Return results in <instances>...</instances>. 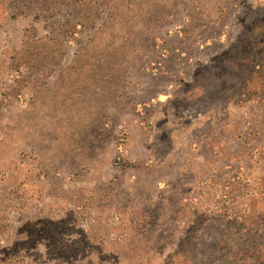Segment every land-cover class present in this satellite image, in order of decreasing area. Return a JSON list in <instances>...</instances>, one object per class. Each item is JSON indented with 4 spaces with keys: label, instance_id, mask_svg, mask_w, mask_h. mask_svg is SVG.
<instances>
[{
    "label": "rangeland",
    "instance_id": "374dc122",
    "mask_svg": "<svg viewBox=\"0 0 264 264\" xmlns=\"http://www.w3.org/2000/svg\"><path fill=\"white\" fill-rule=\"evenodd\" d=\"M0 264H264V0H0Z\"/></svg>",
    "mask_w": 264,
    "mask_h": 264
}]
</instances>
